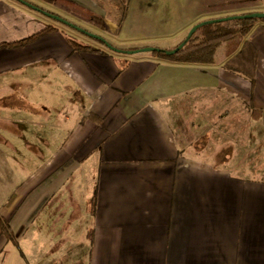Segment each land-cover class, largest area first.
<instances>
[{"label":"crops","instance_id":"obj_1","mask_svg":"<svg viewBox=\"0 0 264 264\" xmlns=\"http://www.w3.org/2000/svg\"><path fill=\"white\" fill-rule=\"evenodd\" d=\"M65 1L109 43L164 50L201 22L264 12V0H121L119 24L103 0ZM40 13L0 0V45L55 28L0 48V264L11 246L21 264H264V32L252 82L226 66L230 44L220 64L174 63Z\"/></svg>","mask_w":264,"mask_h":264},{"label":"trees","instance_id":"obj_2","mask_svg":"<svg viewBox=\"0 0 264 264\" xmlns=\"http://www.w3.org/2000/svg\"><path fill=\"white\" fill-rule=\"evenodd\" d=\"M25 1L35 5L36 7L44 11H47L52 14H56L54 12L49 11L48 9L43 8L42 6L36 3H32L28 0H25ZM41 1H44L49 4H54L56 2L66 3L65 0H41ZM103 1L107 4H111L112 6H114L111 9V12H109V14L116 15V21L119 24L122 23V21L124 20L125 10H126L123 2L121 0H103ZM40 14L43 15V13H40ZM86 19L88 20L90 24L98 28L103 29L105 27L103 18L96 14L88 13L86 14ZM56 22L59 25L62 24L58 21ZM68 28H71V27H68ZM54 30H55L54 27L49 26L47 29H45L41 33L32 35L21 41L0 45V48L25 46L33 42L34 40H36L41 34L54 31ZM262 32H264V19L228 20V21L208 24V25L200 27L191 36V38L186 42L184 47L181 48L177 53L173 55H167L166 53L161 52V51H155V52H150V53H140L139 55L150 54L156 58L174 62V63L215 65V64H220L222 60H224V59L221 60L219 59V57H217V51L219 50V47L230 44L232 45V47L230 48L229 53L226 55V57H224L226 59L229 58L228 61L226 62V66L233 70L242 72L243 74L248 76L252 82H254L255 69L253 67L255 64L256 54L251 45V39ZM248 37L250 38V40L247 41L246 38ZM68 40L76 50L95 51V49L92 48L91 46L85 45L74 38H68ZM92 40H94L92 42H96L97 44L103 46L107 50H110L101 41H98L96 39H92ZM110 44L113 47L120 49L122 51H131V50L139 49V47H119L115 44H112V43ZM240 46L241 48L239 49ZM146 47H150V46H146ZM156 48H159V47H156ZM159 49H162V48H159ZM170 50H173V49H170Z\"/></svg>","mask_w":264,"mask_h":264},{"label":"water","instance_id":"obj_3","mask_svg":"<svg viewBox=\"0 0 264 264\" xmlns=\"http://www.w3.org/2000/svg\"><path fill=\"white\" fill-rule=\"evenodd\" d=\"M19 2H21L23 5L33 9V10H36L38 12H41L43 13L45 16L53 19V20H56L68 27H71L73 29H75L76 31L78 32H81L93 39H96L98 41H101L102 43H104L109 49H111L112 51H115V52H122V53H128V54H131V55H134V54H139V53H150V52H155V51H161V52H164L166 53L167 55H173L175 53H177L181 48L184 47V45L186 44V42L191 38V36L202 26H205V25H208V24H214V23H220V22H223V21H228V20H234V19H264V12H258V13H249V14H246V15H235V16H229V17H224V18H220V19H213V20H208V21H204V22H201L195 26H193L191 28V30L189 31L186 39L180 43L176 48H174L173 50H164V49H159V48H156V47H142V48H139V49H136V50H131V51H122L120 49H117L115 47H113L105 38L97 35V34H94V33H91L89 31H87L86 29H83L75 24H73L72 22L60 17L59 15H56V14H52V13H49L47 11H44L38 7H36L35 5L25 1V0H17Z\"/></svg>","mask_w":264,"mask_h":264},{"label":"rangeland","instance_id":"obj_4","mask_svg":"<svg viewBox=\"0 0 264 264\" xmlns=\"http://www.w3.org/2000/svg\"><path fill=\"white\" fill-rule=\"evenodd\" d=\"M34 1H37V0H34ZM63 6L64 7H60V10H62V11H53L54 13H56V14H58L59 16H61L62 18H66V20H68V21H70V22H72L73 23V21H71V19H69L68 17H70V18H72V20H80V21H82V24L83 25H86L87 23H86V21L83 19V18H85V17H83L82 18V14L81 13H77L76 14V11L75 10H73L72 8H70V6H67V4L65 3V4H63ZM52 10L53 9H49V11H51L52 12ZM74 13H72V12ZM57 12H60V14L59 13H57ZM53 20V19H52ZM52 20H50V21H52ZM55 21V22H54ZM54 21H52L53 23H57L56 22V20H54ZM75 24V23H74ZM62 27H64L65 29H67L68 31H71L72 33H75L76 35H79V36H81V37H83V38H85V39H87V40H89V41H94V40H92L91 39V37H89V36H85V34H83V33H81V32H78V31H75V30H73V29H71V28H68V26L66 27V25H62V24H60ZM80 26V25H79ZM81 28H83V29H86L87 31H89V32H91V33H94V32H92V31H90V29H87V28H91L90 26H87V28L86 27H82V26H80ZM96 43V42H95ZM11 188H12V185L11 184H8V185H6V187H5V189H3L2 191V193H3V195L4 196H6L10 191H11ZM9 249H10V252H11V254L8 256V259H7V261L5 262V263H3V264H21V263H19V257L17 256V253H16V250L15 249H13L12 248V246H11V248L9 247Z\"/></svg>","mask_w":264,"mask_h":264}]
</instances>
